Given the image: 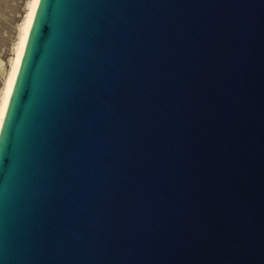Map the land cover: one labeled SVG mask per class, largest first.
I'll return each instance as SVG.
<instances>
[{"label": "water", "instance_id": "1", "mask_svg": "<svg viewBox=\"0 0 264 264\" xmlns=\"http://www.w3.org/2000/svg\"><path fill=\"white\" fill-rule=\"evenodd\" d=\"M0 264H264V0H39Z\"/></svg>", "mask_w": 264, "mask_h": 264}, {"label": "rangeland", "instance_id": "2", "mask_svg": "<svg viewBox=\"0 0 264 264\" xmlns=\"http://www.w3.org/2000/svg\"><path fill=\"white\" fill-rule=\"evenodd\" d=\"M31 0H0V99Z\"/></svg>", "mask_w": 264, "mask_h": 264}, {"label": "bare ground", "instance_id": "3", "mask_svg": "<svg viewBox=\"0 0 264 264\" xmlns=\"http://www.w3.org/2000/svg\"><path fill=\"white\" fill-rule=\"evenodd\" d=\"M38 1L39 0L30 1L29 8L24 18V22L22 23V26H21L20 37L18 39L16 48H15V57L12 61L10 70L4 81L3 93L0 99V128H1L3 117L6 111V107L8 104L9 95L13 87V83L15 81V77H16V74L19 68V64H20L21 57L23 54V49L26 43L27 35H28L29 29H30V26L33 20L35 8L37 6Z\"/></svg>", "mask_w": 264, "mask_h": 264}]
</instances>
